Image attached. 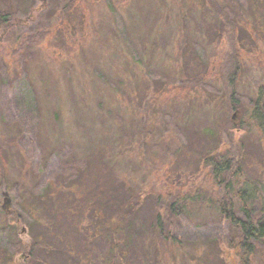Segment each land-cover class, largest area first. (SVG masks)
Segmentation results:
<instances>
[{
  "label": "rangeland",
  "instance_id": "374dc122",
  "mask_svg": "<svg viewBox=\"0 0 264 264\" xmlns=\"http://www.w3.org/2000/svg\"><path fill=\"white\" fill-rule=\"evenodd\" d=\"M237 1L239 16L224 0H215L219 15L207 0H77L67 12L69 0H0L25 21L11 38L0 35V264L107 259L111 245L94 228L47 232L50 205L40 199L60 185L81 201L92 185L86 202L125 188L136 229L160 212L176 244L151 239L149 259L134 253L124 264H236L223 254L230 230L203 160L240 147L251 208L264 212V133L252 118L264 87V0ZM222 22L236 29L231 83ZM33 243L34 258L21 252ZM251 264H264V251Z\"/></svg>",
  "mask_w": 264,
  "mask_h": 264
},
{
  "label": "trees",
  "instance_id": "16d2710c",
  "mask_svg": "<svg viewBox=\"0 0 264 264\" xmlns=\"http://www.w3.org/2000/svg\"><path fill=\"white\" fill-rule=\"evenodd\" d=\"M76 1L77 0H69L68 4L63 8V12H67L70 9L72 10ZM207 1L212 6L213 12L218 15L222 12L215 0ZM224 1L232 6L234 15L239 16L242 14V7L237 0ZM219 17L221 19V15ZM23 22L25 21H21L16 16L14 17L11 11H7L0 6V35L7 37V39L9 37L11 38L12 32L16 27L22 28L25 26L22 24ZM186 22L187 21L184 20L183 23L186 24ZM234 27V24L229 26L223 22L221 26H219V36L221 38L226 36L231 40L230 51L226 54L227 58L225 57L227 60L224 59L229 65L228 72L230 73L227 77L230 83L235 80V74L239 69L238 66L240 63L239 52L234 42L236 34V29ZM42 38L43 34H40L36 36L35 40H29V46L39 42ZM25 44L27 45L26 42ZM258 95V99L253 108L252 118L257 128L264 133V87L259 90ZM233 97L231 96L228 101L230 104L234 101ZM233 128L236 129L238 126L234 125ZM242 152L240 147H236L234 150L217 152L205 157L203 164L209 169L211 175H213L214 181H217V185L219 186L218 210L221 218L230 230L228 236L224 239L223 254H225L227 258L236 261V264H251L253 257L260 250L264 251V212L257 216L253 213L254 210L251 208L250 202L256 197L253 191L244 187ZM77 174L75 175L76 182L72 185L80 187L81 185L79 184L83 179L79 181L82 177ZM61 189L62 187L60 185L57 189L47 191L46 196L40 199L44 207L50 205L48 210L45 208L48 212L47 216H49L50 221L47 227L45 226L47 232H49L50 235L55 230H62L63 233H66L67 230L68 232L70 231L71 225L73 227L76 226L75 230L78 233H80V231H87L89 233L92 228H94L92 233L95 232L100 237L101 242L106 241L111 245V248L107 251V259L102 258V264H111V262L112 264H124L122 261L124 259L128 260L130 254L134 253L137 254V256L138 253H141L142 257L145 256L146 260L149 259L150 257L147 256L154 253L148 245L151 239L155 242V240L157 241V238H159V240L170 241L176 244L175 238L171 236V230L165 233L160 212L152 214L154 223L150 228L148 226V228H146L144 225L142 229H136L133 222H128L129 219L136 216V209H134L133 206V198L124 201L123 196L125 194V188L114 192L117 193L115 196L112 192L111 196L106 198L103 197L104 201L102 202L98 201L97 196H94L91 201H84L85 196L91 195L90 191L93 192L94 187H92V185H90L89 189L84 193L82 197L83 201L71 195L62 194ZM53 192H56L55 195H52ZM61 194L67 199H60ZM102 195H105L104 192ZM236 200L238 201V206L235 203ZM177 205L178 202L175 200L171 202L169 208L174 218L179 217V213H181ZM91 207L96 208L94 211L96 218L93 217L90 211ZM52 216L54 217V221L51 222ZM86 219H96V222L92 223L93 226H89L87 229L83 230L80 226L84 227ZM63 223H69L70 225L66 224V227H63ZM120 235L122 237L121 241H116L118 237L120 238ZM36 248L37 243H33L31 247H24L21 252L34 258ZM93 264H95V261H93Z\"/></svg>",
  "mask_w": 264,
  "mask_h": 264
},
{
  "label": "water",
  "instance_id": "95a60500",
  "mask_svg": "<svg viewBox=\"0 0 264 264\" xmlns=\"http://www.w3.org/2000/svg\"><path fill=\"white\" fill-rule=\"evenodd\" d=\"M3 195H4V205H3V209H6L7 206L11 203V199H10V196H9V193L8 192H5Z\"/></svg>",
  "mask_w": 264,
  "mask_h": 264
}]
</instances>
